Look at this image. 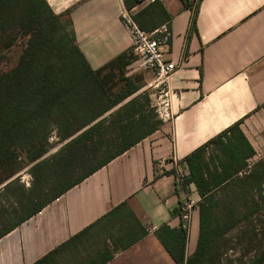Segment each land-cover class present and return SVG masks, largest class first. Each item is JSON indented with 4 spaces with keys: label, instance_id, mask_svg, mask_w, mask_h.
<instances>
[{
    "label": "crops",
    "instance_id": "obj_1",
    "mask_svg": "<svg viewBox=\"0 0 264 264\" xmlns=\"http://www.w3.org/2000/svg\"><path fill=\"white\" fill-rule=\"evenodd\" d=\"M45 1L68 23L93 70L133 55L121 22L123 0ZM159 1L172 17L170 42L161 49L177 65L164 86L169 116L152 135L3 236L0 264H33L61 246L58 264H176L156 233L163 226L183 227L181 205L189 196L194 205L186 258L197 249L201 197L194 185L186 194L178 184L175 172L186 170L184 159L240 123L256 153L253 161L264 160V0H188V7L182 0ZM142 75L155 90L154 75ZM124 203L119 212L132 213L130 222H139L146 234L115 249L109 238L121 231L113 229L118 217L111 213Z\"/></svg>",
    "mask_w": 264,
    "mask_h": 264
},
{
    "label": "trees",
    "instance_id": "obj_2",
    "mask_svg": "<svg viewBox=\"0 0 264 264\" xmlns=\"http://www.w3.org/2000/svg\"><path fill=\"white\" fill-rule=\"evenodd\" d=\"M145 1L123 3L131 12ZM182 2L189 6L188 0ZM132 18L147 32L162 25L170 29L172 20L159 0H152ZM196 22L197 12L192 18L193 31ZM20 39L24 46L17 63L8 70L0 68V171L4 176L0 182V239L162 124L150 98L133 97L140 87L125 77L136 56L120 55L93 70L68 23L45 0H0L2 51ZM54 127L64 145L47 157ZM255 157L236 123L184 159L185 184L194 185L201 197L197 249L186 258L188 233L183 227L163 226L156 233L176 264H210L219 255V240L231 228L264 211V160L253 161ZM22 160L32 165L30 188L15 177ZM123 207L125 203L111 213L118 217L113 229L121 231L109 238L115 249L126 248L146 234L139 222H130L132 213L119 212ZM62 248L33 264H58L57 253ZM249 264H264V250Z\"/></svg>",
    "mask_w": 264,
    "mask_h": 264
},
{
    "label": "rangeland",
    "instance_id": "obj_3",
    "mask_svg": "<svg viewBox=\"0 0 264 264\" xmlns=\"http://www.w3.org/2000/svg\"><path fill=\"white\" fill-rule=\"evenodd\" d=\"M23 41L24 40L21 39L18 40V42H16L15 45H11V48L7 51H2L4 48L0 45V56H4L2 57L3 61L1 59V70H8L17 63L23 51ZM143 71V69L139 70L137 67L133 66L126 70L125 77L133 79L135 84L137 83L140 87V90L133 97L141 95L142 98L147 97L148 100L150 98L151 103H153L157 96L153 95V92L156 90L152 87L145 86L144 76L142 75ZM152 80L153 78H151V81ZM129 100L130 99H127L124 103ZM63 145L64 144L59 141L54 127L48 139V153L46 156L48 157L57 153ZM19 166L20 170L15 174V177L19 176L20 183H22L25 188H30L33 182V176L30 173L32 165H28L22 160ZM73 176L76 177L75 175ZM3 178L4 176L0 171V182ZM2 187L3 186H1L0 189ZM2 227L3 224L0 223V229H2ZM219 245V255L211 259L209 261L210 264H249L253 258H256L264 250V211L252 215L250 218L236 224L219 240Z\"/></svg>",
    "mask_w": 264,
    "mask_h": 264
},
{
    "label": "built area",
    "instance_id": "obj_4",
    "mask_svg": "<svg viewBox=\"0 0 264 264\" xmlns=\"http://www.w3.org/2000/svg\"><path fill=\"white\" fill-rule=\"evenodd\" d=\"M121 22L131 38L132 52L137 58L133 65L139 70L150 71L155 77L154 84L157 91V100L151 103V106L156 109L160 119L163 117L167 118L169 114L164 110V106L167 104V94L164 86L168 78L177 69L176 63L167 60L165 52L161 49L162 46H166L170 42L168 27L163 25L155 32H147L135 23L132 15L127 10L121 13ZM156 33L161 35L157 37ZM175 175L181 189L188 194L192 185L185 184V171L178 169ZM193 205L194 201L189 196L186 197L181 205V218L185 229L189 227Z\"/></svg>",
    "mask_w": 264,
    "mask_h": 264
}]
</instances>
